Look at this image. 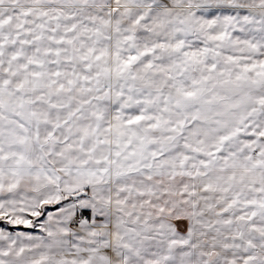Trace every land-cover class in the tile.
Returning a JSON list of instances; mask_svg holds the SVG:
<instances>
[{
  "label": "snow or ice",
  "instance_id": "obj_1",
  "mask_svg": "<svg viewBox=\"0 0 264 264\" xmlns=\"http://www.w3.org/2000/svg\"><path fill=\"white\" fill-rule=\"evenodd\" d=\"M0 264H264V0H0Z\"/></svg>",
  "mask_w": 264,
  "mask_h": 264
}]
</instances>
